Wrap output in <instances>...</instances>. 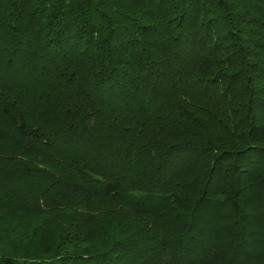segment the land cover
Returning <instances> with one entry per match:
<instances>
[{"label":"trees","instance_id":"obj_1","mask_svg":"<svg viewBox=\"0 0 264 264\" xmlns=\"http://www.w3.org/2000/svg\"><path fill=\"white\" fill-rule=\"evenodd\" d=\"M0 264H264V0H0Z\"/></svg>","mask_w":264,"mask_h":264}]
</instances>
